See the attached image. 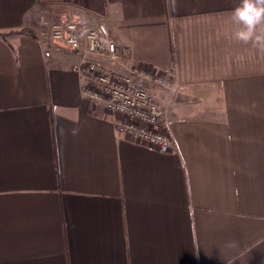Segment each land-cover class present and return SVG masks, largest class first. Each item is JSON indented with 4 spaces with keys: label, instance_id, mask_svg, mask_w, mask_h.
Returning <instances> with one entry per match:
<instances>
[{
    "label": "crops",
    "instance_id": "1",
    "mask_svg": "<svg viewBox=\"0 0 264 264\" xmlns=\"http://www.w3.org/2000/svg\"><path fill=\"white\" fill-rule=\"evenodd\" d=\"M241 0H0V264H264V52ZM106 21L127 61L176 71L163 152L83 94L44 21Z\"/></svg>",
    "mask_w": 264,
    "mask_h": 264
},
{
    "label": "built area",
    "instance_id": "2",
    "mask_svg": "<svg viewBox=\"0 0 264 264\" xmlns=\"http://www.w3.org/2000/svg\"><path fill=\"white\" fill-rule=\"evenodd\" d=\"M44 25L54 45L75 55L71 68L84 80L83 94L114 113L118 131L163 152L176 148L165 128L169 103H161L154 94L156 88L178 90L174 68L161 72L128 62L126 48L118 45L103 20L90 25L74 12L55 15Z\"/></svg>",
    "mask_w": 264,
    "mask_h": 264
},
{
    "label": "clouds",
    "instance_id": "3",
    "mask_svg": "<svg viewBox=\"0 0 264 264\" xmlns=\"http://www.w3.org/2000/svg\"><path fill=\"white\" fill-rule=\"evenodd\" d=\"M235 39L264 52V0H241L234 10Z\"/></svg>",
    "mask_w": 264,
    "mask_h": 264
},
{
    "label": "rangeland",
    "instance_id": "4",
    "mask_svg": "<svg viewBox=\"0 0 264 264\" xmlns=\"http://www.w3.org/2000/svg\"><path fill=\"white\" fill-rule=\"evenodd\" d=\"M45 26V25H44Z\"/></svg>",
    "mask_w": 264,
    "mask_h": 264
}]
</instances>
